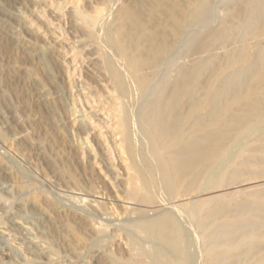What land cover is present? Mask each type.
Here are the masks:
<instances>
[{
	"label": "rangeland",
	"instance_id": "rangeland-1",
	"mask_svg": "<svg viewBox=\"0 0 264 264\" xmlns=\"http://www.w3.org/2000/svg\"><path fill=\"white\" fill-rule=\"evenodd\" d=\"M206 1L0 0V264H141L148 261L145 251L165 260L158 250L166 251V243L147 231L165 215L180 234V258L205 264L197 218L186 206L197 210L238 188L256 191L264 175L245 174L214 189L206 186L214 168L196 180L175 166L173 183H165L145 133L159 116L147 125L143 118L158 83L145 93H156L148 100L141 85L172 44L171 81L207 62L195 78L194 98L181 99L183 115L207 113L223 78L254 57L260 70L226 94L206 129L264 100V13L239 37L246 0H211L214 18L205 26L193 16ZM223 23L233 38L217 42ZM190 31L196 40L180 42ZM177 115L189 123L183 125L189 137L191 120ZM236 137L227 159L260 145L264 124L244 141ZM157 143L161 156L178 150ZM207 203V210L215 204Z\"/></svg>",
	"mask_w": 264,
	"mask_h": 264
},
{
	"label": "bare ground",
	"instance_id": "bare-ground-1",
	"mask_svg": "<svg viewBox=\"0 0 264 264\" xmlns=\"http://www.w3.org/2000/svg\"><path fill=\"white\" fill-rule=\"evenodd\" d=\"M213 12H215V3L211 0H207L197 9L193 16V21L197 24L202 23L206 26L210 17L214 16ZM263 13L264 0H246L245 15L238 25L240 26V32L242 34L239 37L246 35L247 31H253V29L257 27ZM212 20L213 19H211V21ZM230 29H232L231 26L223 23L221 34L215 37L217 42L223 39L228 41L232 36ZM194 33L191 31L186 32L180 37V42H194L197 38ZM175 51L174 45L171 44L168 46L166 52H164L166 54L162 53L163 55H158L153 64V73L151 75L149 74L150 76L146 79H143L144 83L142 85L140 84L144 96L148 91H157V98L155 99L152 97L153 92L150 93L151 96L146 95L147 100L150 97L154 99L150 100L152 99L150 98L149 100L151 102H149L148 105L144 100L146 97H143L146 103H144L145 112L143 117L146 124H144L145 122L142 120V125L151 123V120L155 116H159V121L156 122V124H149V127L143 126L146 129V132H144L147 134V140L151 143L150 153L152 152L151 154L155 156L158 166L162 171V178H164L165 183H173L174 177L172 176V172L175 166H179L183 173L186 172L187 174L195 175L196 180L205 176L210 168H214L215 174L213 176L210 178L209 176H205L207 179L206 186L209 185L214 189L227 187V185H229L227 184L229 180H232L229 181V183L231 182L230 184H233L238 177L245 174H253V178L263 176L264 168H261L260 165H264V161L260 150L264 149V138L261 140L262 143H260V145H253L250 143L247 148L241 149L235 155L231 156L230 159L225 158V155L227 154L226 151L230 140L235 138L237 133L240 134V132H242L241 135L236 138H241V140L244 141L250 132L264 124V100L259 98L253 105L246 106L247 109L245 114H243L241 110L231 112L222 125L217 126L213 130L206 129L207 123L216 119L219 112V104L226 94L232 90H240L244 78L252 76L260 70V57H254L252 60L248 61L247 65L230 72L223 78L218 89L215 91L213 101L208 103L210 110L207 113L196 116L194 112L188 116V114L183 115L185 114L183 113L185 110H182V112L180 110V108L183 107H180L181 99L184 97H188L189 99L194 98L193 85L195 83V78L197 74L199 75L207 69V62H202L189 71L183 70L182 73H180L181 77H178L180 78L179 80L175 79V82L171 81L168 78V74L172 73L171 71L174 69L171 67L174 65ZM169 66L171 67L169 68ZM191 71H193V73ZM170 77L172 78V76ZM155 81L158 83V86H156V90H154L152 86L153 90L151 89L150 91L149 88ZM155 94H153V96H155ZM201 104L204 105L205 103ZM196 105L202 107L200 104ZM177 114H182L184 118L191 120L194 130L189 137L188 135L187 137L184 135L185 129L183 130V125L185 127L188 126L189 123L188 125L181 123L179 120L181 117L178 118ZM174 115H176L177 118H175ZM124 121L126 122V120ZM143 126L142 128H144ZM262 129L263 128H261V130ZM258 130H260V128ZM255 135H257V133H255ZM155 142L162 143L165 147L168 146L169 149L171 147H177L178 150L175 152V155L173 152L170 156H161L158 153ZM262 178L260 180H262ZM244 181L246 180L244 179ZM255 187H257V185ZM243 188L245 189V187ZM238 189L235 193L230 191L231 193L228 194H219V196L216 197L213 196L214 199L212 202L214 201L213 203H215L213 207L211 206L213 204L210 202L211 200L208 199L212 204H208V200H205L209 207H212L208 210L207 207H205V201L202 202L204 204H202V208L200 207L201 209L198 207L200 211L198 209L188 208V205L186 206L187 212L191 214V217L195 216L197 218V222L195 223L197 226L196 229L199 230L201 235L200 239H202L203 243L201 245L205 246L204 248L206 250V253L204 252L205 264H264V186L258 188L256 191H253L254 189L244 191L241 188ZM172 193L173 192H171V194ZM183 196H188V192L183 193ZM197 204H199V202ZM197 206L198 205H196V208ZM202 210L207 211L203 213ZM200 212L202 215L199 216ZM147 231L157 235L160 240L166 243L167 250H158L160 255L165 257V260L160 256L159 258L157 255H151L148 251L144 250V254L148 257V261L141 264H164L163 262L166 260L172 262V264H187L184 259L180 258V234L176 235L175 233L173 217L169 215L163 216L154 221L151 226H148Z\"/></svg>",
	"mask_w": 264,
	"mask_h": 264
}]
</instances>
